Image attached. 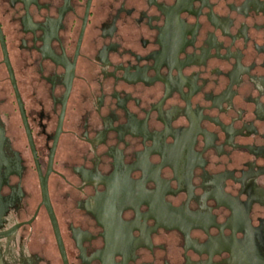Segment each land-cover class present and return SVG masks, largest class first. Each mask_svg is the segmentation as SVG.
Instances as JSON below:
<instances>
[{"label":"flooded vegetation","instance_id":"flooded-vegetation-1","mask_svg":"<svg viewBox=\"0 0 264 264\" xmlns=\"http://www.w3.org/2000/svg\"><path fill=\"white\" fill-rule=\"evenodd\" d=\"M0 264H264V0H0Z\"/></svg>","mask_w":264,"mask_h":264}]
</instances>
